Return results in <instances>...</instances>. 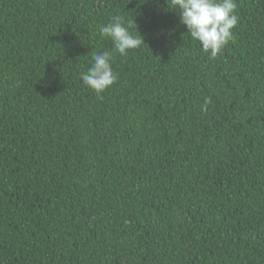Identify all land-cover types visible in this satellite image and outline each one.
Wrapping results in <instances>:
<instances>
[{"label": "trees", "instance_id": "16d2710c", "mask_svg": "<svg viewBox=\"0 0 264 264\" xmlns=\"http://www.w3.org/2000/svg\"><path fill=\"white\" fill-rule=\"evenodd\" d=\"M236 3L213 58L172 0H0V264H264V0Z\"/></svg>", "mask_w": 264, "mask_h": 264}, {"label": "clouds", "instance_id": "9594fccd", "mask_svg": "<svg viewBox=\"0 0 264 264\" xmlns=\"http://www.w3.org/2000/svg\"><path fill=\"white\" fill-rule=\"evenodd\" d=\"M172 6L180 11V22L186 26L190 37L211 57H216L232 39V29L238 23L236 0H172ZM131 27L121 16H113L110 22L100 25L99 31L112 42L113 52L126 56L129 50L145 44L140 33L137 36L130 31ZM113 52L94 53L90 67L81 74L83 83L98 96L116 80Z\"/></svg>", "mask_w": 264, "mask_h": 264}]
</instances>
